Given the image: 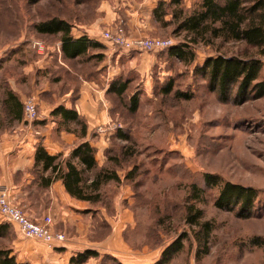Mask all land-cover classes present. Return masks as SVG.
<instances>
[{"label":"rangeland","instance_id":"374dc122","mask_svg":"<svg viewBox=\"0 0 264 264\" xmlns=\"http://www.w3.org/2000/svg\"><path fill=\"white\" fill-rule=\"evenodd\" d=\"M140 1L131 0L128 6L127 0H0V88L8 89V82H3L12 78L26 95L24 100L34 99L36 90L44 89L45 101L58 100L62 92L69 91L66 102L74 103L81 78L88 80L89 71L91 75L97 71L93 81L101 90L108 88L112 79L129 83L121 98L104 91L97 110H106L108 120L89 134L91 142L99 143L95 148L97 165L114 172L119 181L100 189L99 203L82 204L85 208L75 212L79 223L51 215L54 232L61 231L68 241L67 248H53L52 255L61 259L65 255L62 251L70 255L68 261L52 256V263L158 264L163 260L164 264H264V97L239 98L233 89L228 100L220 102L197 70L207 57L255 56L262 61L260 79L264 80V56L259 57L242 42L207 35L205 43H192L184 32L177 31L172 14L177 9L188 14L201 0H175L163 22L147 18L146 35L132 36L129 31L133 25L127 21L126 10L131 6L134 11ZM246 1L249 6L255 0ZM52 18L69 23L72 35L117 26L129 40H168L171 48L188 43L194 60L184 64L170 55L169 49L123 53L134 57L123 60L122 55L118 63L111 59L109 67L115 71L105 81L99 73L106 71L108 64H102L92 51L67 59L57 35L37 33L36 25ZM34 42L45 47L42 55L33 48ZM144 56L149 61L141 65ZM40 58L48 62L42 72L35 65ZM166 85L171 87L169 94L163 92ZM175 92L185 97H177ZM131 95L138 101L133 114L126 110ZM47 122L54 140L59 132L76 134L79 129L72 124L60 126L58 118L49 115L24 125L44 129ZM93 173L87 174L88 179ZM204 174L254 189L251 216L238 218L234 212L216 209L218 189L206 188ZM193 185L202 189L199 199L192 194ZM190 206L202 212L199 223L208 224L205 238L200 227L186 223V208ZM18 236L9 226L0 237V249L12 253L19 242L27 248L38 244ZM87 250L96 256L69 262ZM38 263L42 264L41 258Z\"/></svg>","mask_w":264,"mask_h":264},{"label":"trees","instance_id":"16d2710c","mask_svg":"<svg viewBox=\"0 0 264 264\" xmlns=\"http://www.w3.org/2000/svg\"><path fill=\"white\" fill-rule=\"evenodd\" d=\"M175 2L159 1L153 10L156 21L163 22L167 15V9ZM246 0H201L196 9L184 14L177 9L172 18L177 20L176 30L184 32L192 43H198L209 36L211 39H223L225 41L242 42L258 52L259 57L264 56V0H255L249 6ZM36 31L43 35H57L60 49L64 58L73 59L87 54L88 50L98 48L97 43L90 42L85 36L74 38L71 33L72 26L66 21L52 18L36 25ZM206 40V39H205ZM191 43V41H190ZM191 45V44H190ZM188 43L169 47L168 53L184 64H190L194 60V54ZM99 57V56H95ZM207 83V88L215 92L220 102H226L233 89L239 98L248 99L264 97V80L260 79L262 61L258 57L240 58L236 56L217 55L207 57L203 64L197 68ZM128 82L118 78L112 79L107 91L121 98L128 89ZM167 86V85H166ZM165 94L171 92V87L163 88ZM177 97H185L175 92ZM250 96V97H249ZM137 96L131 95L126 103V110L133 114L137 110ZM52 116L59 118L60 123L72 124L76 130L78 142L71 148L67 157L62 154L49 155L46 150L38 145L34 153L33 168L37 169L36 179L40 187L49 186L54 181H61L65 192L72 198L97 204L100 202V189L107 183L119 181L114 172L102 169L95 160V148L88 141H84L87 135V125L73 109H65L58 106L52 111ZM67 132V131H66ZM70 132V131H68ZM71 133H73L71 131ZM118 136L123 138V134ZM47 172V175H42ZM94 172V173H93ZM93 173L92 179L87 174ZM203 182L206 188L218 189L214 200V207L221 211L234 212L238 218H249L256 199V191L250 187L223 181L221 178L204 174ZM192 194L199 199L202 189L191 187ZM202 212L193 206L186 208V223L200 227L204 238L209 229L207 223H199ZM11 224L0 222V237H3ZM13 228V227H12ZM257 244V241H252ZM176 248H180L177 246ZM174 251V250H173ZM165 255V254H163ZM96 256L90 250L72 257L69 262H81L86 258ZM0 264H26L19 263L11 256L10 250L0 249ZM158 264H164L163 260Z\"/></svg>","mask_w":264,"mask_h":264},{"label":"crops","instance_id":"0c3cea01","mask_svg":"<svg viewBox=\"0 0 264 264\" xmlns=\"http://www.w3.org/2000/svg\"><path fill=\"white\" fill-rule=\"evenodd\" d=\"M159 1L165 2V0H141L140 3H137L134 7V11L131 6L126 10L127 21L133 25V31H129L132 36L146 35V32L149 31L147 28V18L158 23L153 15V10L156 8ZM166 3H169V1ZM130 4L131 0H127V5L129 6ZM138 10L140 11L139 17L136 15ZM103 31H97L96 29L85 30L82 33L74 34L73 37L77 39L81 36H85L88 41L99 45L98 48L90 49L88 52L92 51V53H94L93 56H99L98 60L102 62V64H108L106 71L99 73L102 80L108 81L115 71L112 65L109 67L111 59H113L115 63H118L122 55L123 60L133 59L134 56H130L131 54L119 53L117 51V55L114 54L116 49L113 50V47L111 48L109 43L102 38L101 33ZM110 50L112 53H110ZM143 60V63L140 61L141 65H146L149 61L145 56ZM46 64H48V62L45 61V58H40L35 65L37 66V70L42 72L43 66ZM90 72L91 71H89V76H87L88 80L81 78L82 82L79 84V95L74 103L66 102V96L71 94L69 91L66 93L62 92V96L53 102L45 101L43 93L46 91H44V89L36 90V96L33 95L32 98H34L37 103L39 121L47 118L48 115L52 116V111L58 106L75 110L79 117L84 119L87 125V135L84 141H88L92 147L98 149L99 143L95 142V144L91 142L89 140V134L92 128L94 129L101 126L98 125L100 122L108 120L106 110H104V112L103 110L100 112L97 110L98 100L100 97H103L104 91H107V88L105 90L98 88L93 81V77L97 71H92V75ZM7 82L8 89L0 88V192L6 193L8 199L19 206L31 220L40 221L44 216H53V219H55V217H60L74 224L79 223L80 217L75 215V212L78 213L80 210L84 209L85 207L82 204H87V202L78 201L70 197L65 192L64 186L59 180L52 182L49 186L40 187L36 179V173H38V171L33 168L34 153L38 145H41L49 155L62 154V158H65L75 145L74 141L77 139L75 134L62 131L59 132V136L54 140L50 135L51 131L48 122L44 129L24 125L25 121L23 119L22 103L26 95H23V93L17 89L14 79L9 78L8 81L3 82V84ZM103 107L105 108V103H103ZM60 126L64 127L65 124L60 123ZM42 175H47V172H42ZM0 222L8 223L1 217ZM12 227L16 234L21 236L17 228L13 225ZM57 233L62 232L57 231ZM19 238L32 242L33 244H38L32 246V248H27L26 244L22 242L16 244L11 256H14L17 262L39 264L38 261H40L41 258L42 264H53L52 261L54 258L52 256H55V258L57 257V260L61 259L58 255H52L53 253L51 251L53 248H48V251L44 243L34 239H26L22 236ZM67 242L68 241L65 240V243L58 248L60 250L62 248H67ZM54 249L58 250L57 248ZM60 253L65 254L64 258L61 259L63 261L67 260L70 256L69 253L67 254L65 251Z\"/></svg>","mask_w":264,"mask_h":264},{"label":"built area","instance_id":"2783aa9c","mask_svg":"<svg viewBox=\"0 0 264 264\" xmlns=\"http://www.w3.org/2000/svg\"><path fill=\"white\" fill-rule=\"evenodd\" d=\"M101 36L119 53H156L172 46L170 41L156 38H135L129 40L123 33V30L117 26L114 29L104 30ZM33 48L41 55L45 49L40 42H34ZM22 112L25 122L31 123L37 121L39 115L35 99L24 100L22 103ZM97 131L102 132L104 129L97 128ZM0 217L15 226L22 237L40 241L50 248H58L65 241V235L63 233H57L52 230L51 217L44 216L40 221L31 220L3 192H0Z\"/></svg>","mask_w":264,"mask_h":264}]
</instances>
